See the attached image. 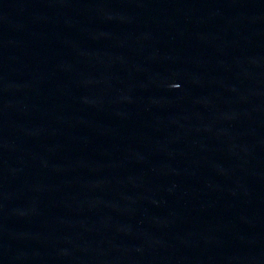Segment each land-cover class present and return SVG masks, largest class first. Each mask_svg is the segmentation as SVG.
<instances>
[{"label": "water", "instance_id": "1", "mask_svg": "<svg viewBox=\"0 0 264 264\" xmlns=\"http://www.w3.org/2000/svg\"><path fill=\"white\" fill-rule=\"evenodd\" d=\"M0 264H264V0H0Z\"/></svg>", "mask_w": 264, "mask_h": 264}]
</instances>
